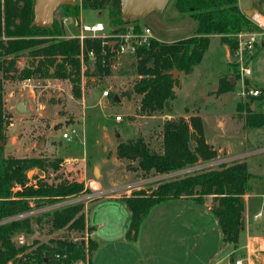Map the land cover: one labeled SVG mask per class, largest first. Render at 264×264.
Returning <instances> with one entry per match:
<instances>
[{"label": "rangeland", "instance_id": "1", "mask_svg": "<svg viewBox=\"0 0 264 264\" xmlns=\"http://www.w3.org/2000/svg\"><path fill=\"white\" fill-rule=\"evenodd\" d=\"M174 2L175 0H167L161 11L151 12L139 19L141 24L150 26L161 41L171 42L195 33V21L187 13H179L174 7ZM242 8L248 15L251 14L249 7L245 8L242 4ZM260 9L257 10L260 12ZM60 12L58 7L54 17L59 16ZM260 13L263 14L262 10ZM79 17L85 22H108L105 9L98 11L81 8ZM72 20L70 17L68 26L72 24ZM66 32L67 28L64 27V33ZM245 32L241 41L246 40L255 30ZM257 39H264V35H258ZM241 47L245 48V45ZM236 49L230 50L227 44L220 41L218 35H212L202 60L194 65L191 71L176 73L173 88L175 98L170 102V111L154 112L151 115L141 113L138 109V95L132 90L134 80L138 78L134 71L133 58L119 57L111 74L100 79L84 74L80 80L79 97L73 95L72 83L65 78L31 77L29 84L23 81L25 78L19 79L17 73L13 77L4 78L2 101L8 123L4 122L1 131L3 143L0 145V157H33L45 160L47 165L44 168L35 165L26 171L25 186L36 187L39 181L56 184L62 179H67L83 182L84 187L72 196L53 197V202H48V197H29L31 209L17 217H26L27 221H30L29 228L14 234L11 238L13 244L17 247H28L48 242L50 238H61L83 241L86 245L90 239L86 218L92 216L90 221L96 217L101 218L107 214L106 211L107 220L115 223L112 229L122 232L124 221L128 217L124 216V212L129 211L127 205L119 199L122 205L119 211L120 208L109 204L107 199L102 197L113 194L120 198L138 191L148 193L159 181L180 177L193 170L164 178L160 177L163 173L151 171L143 174L130 167L134 161L116 156L117 144L142 137L152 149L161 151L164 121L179 117L189 120L191 116L201 119L206 141L217 149L213 160L206 162V165L202 162L196 165H201L202 168L217 167L221 162L245 160L251 176L248 179L247 210L245 207L247 216L244 211V219L248 217L251 223H259L262 226L264 124L260 127L245 126L246 105L250 106L252 100L246 93L244 96L241 94V88L261 87L264 90V45L261 40L259 43L255 42L249 56H246L249 51L243 49L241 61L239 55H236ZM30 59L26 52L19 54L16 58V68L22 69ZM241 66L249 67L251 73L242 77ZM228 78L232 80V90L219 92L220 81ZM105 88L109 93L103 98L100 93ZM110 94H117L118 100H113ZM21 99L27 100L29 112L18 113L14 110L15 104ZM238 103L242 105L240 110ZM252 109H255V105ZM257 109L264 114V100L262 106ZM116 115L121 116L120 120L115 119ZM15 120L18 124L16 131L12 133L9 127ZM64 131L69 133L70 140L62 137ZM42 137L43 146L38 148L37 143ZM228 157L236 158L225 159ZM51 161H57V167L48 164ZM133 166H136V162ZM94 167L98 169L96 177L93 175ZM22 188L21 184L14 182L11 194L22 191ZM107 188L109 190L106 191ZM207 197L212 199L211 196ZM76 203L82 205L84 228L70 229L64 226L49 231L50 225L47 221L52 219L53 212ZM114 211H117V214ZM259 211L262 216L255 219L254 214ZM260 253L263 251L257 252L254 249L251 257L255 259L259 255L258 264H264V255L260 256ZM244 254L241 253L235 258Z\"/></svg>", "mask_w": 264, "mask_h": 264}, {"label": "trees", "instance_id": "2", "mask_svg": "<svg viewBox=\"0 0 264 264\" xmlns=\"http://www.w3.org/2000/svg\"><path fill=\"white\" fill-rule=\"evenodd\" d=\"M33 3L34 0H0V139L3 137V124L8 123L2 101L4 78L13 77L16 73L19 79L65 78L72 83L73 95L80 96V43L77 38L60 37L64 33V26L58 17L67 15L78 18L81 8L98 11L105 9L108 25L124 27L133 24L137 29L141 27L138 18L130 17L125 22L122 20L119 0H79L75 6L61 5V12L54 17L51 28L30 26ZM174 7L179 13H187L195 21V33L171 42L152 39L150 45L139 48L133 58L138 78L134 80L132 90L138 95L139 111L147 115L170 111V102L175 98L173 88L176 79L166 71H191L202 60L212 35H218L220 41L233 51L238 46L237 33L259 30L241 11L238 0H175ZM91 47L96 51L97 57L92 67L89 65L85 70V74L98 79L110 75L115 57L101 52L99 40H86L85 52ZM23 52L31 59L18 70L16 58ZM250 54L252 52L249 51L246 56ZM84 59L89 61L87 55ZM232 88L231 78H228L220 81L218 91L226 92ZM260 90L257 96L248 95L255 109L251 108V104L246 105L245 126L260 127L264 124V114L257 109L264 100L263 90ZM110 95L113 100L119 98L117 94ZM238 104L240 110L242 105ZM161 146L162 150L156 151L142 137H137L119 142L115 153L118 158L136 162V166H133V162L130 167L143 174L151 171L162 174L192 167L200 162L206 164L217 155V149L205 139L203 124L198 116H191L189 120L179 117L164 121ZM56 163L57 161L48 162L53 167H57ZM35 165L44 168L47 163L44 159L33 157H0V220L30 210L29 197H48V202H53V197L72 196L84 189L83 182L67 179L56 184L39 181L36 187L25 186L26 171ZM250 176L245 160H233L218 163L217 167L206 166L180 177L161 180L148 193L138 191L122 196L120 200L125 202L130 211L125 236L130 240L136 238L141 221L158 202L189 197L196 203H203L207 196H211L210 209L217 219L222 242L237 246L240 233L245 229L244 195L248 191ZM14 182L21 184L23 188L12 195L11 187ZM29 222L26 217L0 222V264H73L80 258L88 260L96 248V242L91 238L86 245L83 241L50 238L48 242L28 247L15 246L11 241L12 236L27 231ZM47 223L50 225L49 231L64 226L70 229L84 228L82 205L76 203L56 209ZM56 254L59 255L58 258ZM232 260L234 261V257Z\"/></svg>", "mask_w": 264, "mask_h": 264}, {"label": "crops", "instance_id": "3", "mask_svg": "<svg viewBox=\"0 0 264 264\" xmlns=\"http://www.w3.org/2000/svg\"><path fill=\"white\" fill-rule=\"evenodd\" d=\"M242 4L252 12L261 8L263 14L258 12L264 16L263 0H238L241 11L250 17L251 14L243 10ZM260 40L264 45V39ZM118 59H115L112 68ZM229 158L236 157L225 159ZM245 195L247 210L248 193ZM103 198L117 208L122 206L116 195L109 194ZM210 200L206 197L203 203H196L189 197H179L156 203L141 221L136 238L132 240L125 236L130 211L124 212V216L128 217L122 232L112 229L115 223L107 220V211L105 216L93 218L92 221L89 219L92 216L87 217L89 236L96 242L88 264H232L233 257L245 253L247 244L257 252L262 250L260 256L264 255V224H253L246 217L245 229L240 233L237 246L224 243L217 219L210 209ZM114 212L117 214V211Z\"/></svg>", "mask_w": 264, "mask_h": 264}, {"label": "built area", "instance_id": "4", "mask_svg": "<svg viewBox=\"0 0 264 264\" xmlns=\"http://www.w3.org/2000/svg\"><path fill=\"white\" fill-rule=\"evenodd\" d=\"M72 17V24H69V18ZM64 27L67 28V32L64 33L61 38H77L80 43V61H81V78L85 74V70L88 69V66L92 67L94 60L97 57L96 51L93 47L87 49L85 52V42L86 40H99L101 46L102 53H110L115 59L120 56H131L134 58L137 50L141 47H148L152 39H158L155 33L152 31L151 27L148 25L141 24L140 29L134 27L133 24L124 25V27H115L113 25H108L100 20H96L94 22H85L81 21L80 17L75 18L73 16L62 15L58 17ZM250 20L255 24L259 30H255V32L251 33L241 41L242 37L246 34L245 31H241L237 33L238 46L236 49V55H239V60H242V51L246 48L247 51H250L254 46L255 42L260 41L257 39V36L264 35V16L261 15L258 11H253L250 15ZM243 44V45H242ZM241 47V46H244ZM87 55L89 61L86 62L84 57ZM92 69V68H90ZM90 73L91 70H90ZM251 73V70L247 66H241V74L242 77ZM25 83L29 84L31 78H25L23 80ZM241 94L244 96L245 93L247 95L257 96L260 94V89L258 87H248L242 86ZM109 91L105 88L101 91L100 96L106 97ZM121 118L120 115H116L115 119L119 120ZM62 137L70 140V135L67 131L62 132ZM206 165V164H204ZM202 168L201 165H196L188 168L179 169L176 171H171L167 173H163L160 177L164 178L165 176H175L180 173H185L188 171L196 170ZM21 214L5 218L0 222L16 219ZM262 216V212L259 211L254 214V218H260ZM254 250L250 246V244L246 245V251L243 256L237 257L234 259V264H258V258H252L251 254ZM257 251V250H256ZM57 258L58 254L55 255ZM64 256V255H63ZM73 264H88L87 259H77L73 262Z\"/></svg>", "mask_w": 264, "mask_h": 264}, {"label": "water", "instance_id": "5", "mask_svg": "<svg viewBox=\"0 0 264 264\" xmlns=\"http://www.w3.org/2000/svg\"><path fill=\"white\" fill-rule=\"evenodd\" d=\"M120 2V16L125 22L130 17H135L138 19H143L149 13L154 11H161L166 4L167 0H119ZM77 0H34L33 3V19L30 26H40L51 28L54 20V12L61 5L75 6ZM171 74L174 79L177 69H172L166 71ZM232 81V80H231ZM115 97H117L115 95ZM27 100H19L15 106L14 110L18 113H27L30 109L27 107ZM254 105L251 106L253 108ZM18 121L15 120L9 127V130L14 133L16 131ZM44 138L37 143V147L41 148L43 146ZM2 140L0 139V145H2ZM114 154V151L112 152ZM93 175L96 177L98 175L97 167L93 168Z\"/></svg>", "mask_w": 264, "mask_h": 264}]
</instances>
